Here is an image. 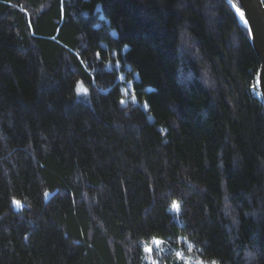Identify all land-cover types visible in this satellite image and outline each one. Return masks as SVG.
I'll list each match as a JSON object with an SVG mask.
<instances>
[{"label":"trees","instance_id":"16d2710c","mask_svg":"<svg viewBox=\"0 0 264 264\" xmlns=\"http://www.w3.org/2000/svg\"><path fill=\"white\" fill-rule=\"evenodd\" d=\"M257 70L224 0H0V264H264Z\"/></svg>","mask_w":264,"mask_h":264},{"label":"water","instance_id":"95a60500","mask_svg":"<svg viewBox=\"0 0 264 264\" xmlns=\"http://www.w3.org/2000/svg\"><path fill=\"white\" fill-rule=\"evenodd\" d=\"M246 28L252 49L258 59L256 88L264 105V1L263 0H224Z\"/></svg>","mask_w":264,"mask_h":264},{"label":"rangeland","instance_id":"374dc122","mask_svg":"<svg viewBox=\"0 0 264 264\" xmlns=\"http://www.w3.org/2000/svg\"><path fill=\"white\" fill-rule=\"evenodd\" d=\"M154 247H156L157 250H161L163 249L162 247H160L158 244L154 243ZM147 252L150 253L151 252V249L150 247L147 248ZM190 259H192V257H188L187 258V261H189ZM156 260H154L155 262ZM189 264H204V263H200V262H193L192 263V260L189 261ZM211 264H215V263H211Z\"/></svg>","mask_w":264,"mask_h":264}]
</instances>
